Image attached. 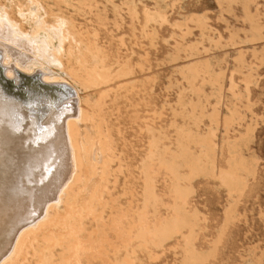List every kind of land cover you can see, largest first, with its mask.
<instances>
[{"label":"bare ground","instance_id":"1","mask_svg":"<svg viewBox=\"0 0 264 264\" xmlns=\"http://www.w3.org/2000/svg\"><path fill=\"white\" fill-rule=\"evenodd\" d=\"M20 1L22 0H0V264H135L134 256H136L137 249L149 250L150 247H160L165 241L183 235V231L186 228L192 227L193 218L189 217L186 211L189 205L191 191L187 186L183 185L181 181L189 180L194 175L204 171L203 169H206L208 165H210V168L215 166V153L218 150V142L216 143L215 139L207 140L206 137V139H203V134L201 136V134H194L195 131L193 133H191L190 130L184 131L182 129L183 127H180L182 126L181 124L179 126L181 131L178 129L180 131L178 133L180 134L178 142L179 152L172 155L171 159L168 160L164 156L167 155L166 151L170 150V148L164 150L165 147H163V151H160L159 146L163 140L160 142V137H157L156 132L159 130L155 131L153 124L156 121H151L149 125H146L145 129V132L148 135L147 153L142 160L138 174L134 175L129 171L124 153L122 151L120 152L116 145L113 126L108 118V109L110 108V104H115L117 100L116 94L118 91L122 90L123 87H120V85L116 88L115 85L121 83V81L132 78L138 73V71H143V64H133L132 57L128 54L129 52L123 53L122 50L118 51L116 54L110 52L109 43H107L102 37V31L100 28L105 25L104 20L107 19L106 16L108 14L106 7L108 4L112 5L113 12L122 20V23L124 22L123 10L125 8L130 18L132 36L136 39L138 26H142L141 36L146 38V40H149L150 44L156 46V48L158 46L154 45V25L166 23L170 20H167L168 16L166 17L165 15L167 11L163 13V11L153 8L151 9V7L149 8L144 4L145 7L143 6L144 9L141 12L140 0H121L120 4H115L112 0H23L26 2V5L21 7L16 6L15 2ZM219 1L222 3L224 2L226 6H228L227 3L231 5L237 0ZM240 1L247 6L254 0ZM217 2L218 1H216V3ZM162 4H164V2ZM218 4H220V2ZM218 8L220 9L221 7ZM229 10L227 8V11ZM232 11L234 13V10ZM195 15L196 14H193L191 16L193 17ZM80 17H84L85 23L78 20ZM93 17H96L95 19L98 17L99 23L96 24L97 27L94 26V22L92 21ZM142 18L143 21H141ZM207 18L204 16L205 20ZM187 19L185 17L186 21ZM254 19H256V17H254ZM190 21L197 25L202 31V34L203 31L205 32L203 28H205L206 23L201 16L200 18L197 17L196 19H190ZM178 23L179 22H176V25L173 24L175 25L174 27L177 26L176 29H182L181 32H183V35H179L180 38H185L186 35L191 34L190 28L187 27L188 24H184L185 26L182 25L184 26L182 27L181 25L178 26ZM181 23L183 24V22ZM117 24L118 22L116 23V28L118 27ZM171 26L173 25L171 24ZM105 28L106 27L104 26V29ZM251 31L247 30L248 33H251ZM254 32L256 33V31ZM157 34L159 33L157 32ZM245 34L246 33H244V37L246 39L248 35L246 36ZM205 36L207 37V35ZM230 36L234 37V40H236L235 36H232V34H230ZM249 36L251 37V35ZM223 38L222 40H224ZM202 39L205 40L204 38ZM229 39L232 40L233 38ZM238 39L240 38L238 37ZM164 40H166V38ZM181 40L184 41V39ZM203 40L202 42H204ZM217 40H219V38H217ZM185 41L184 43H186ZM219 42L222 43V41ZM228 42L229 40L227 43ZM244 42L247 43L248 41ZM156 43H158L157 40ZM177 43L178 42L176 41V44ZM221 43L219 44L220 47ZM181 44L182 43H180V45ZM199 44L200 46H204L205 43L202 45L200 42ZM241 44L243 45V43ZM120 46L126 47L124 40L121 41ZM183 46H180L178 51H184V53H186L185 57L188 59H193L194 57L197 58L198 55L205 51H203L204 48L202 49L199 45L195 44L192 46L188 45V47ZM226 46L230 47L229 44ZM181 52L178 53L180 54ZM147 56L145 58H147ZM179 56L180 55H178V58L180 60ZM175 57L173 56V59H171V57L167 59H169V61L170 59L176 61L174 59ZM262 58H264L263 55ZM241 60L242 58L240 56V61ZM174 61L172 63H174ZM211 62H209L210 65ZM215 63L217 62L215 61ZM205 64H207V62ZM236 64L238 63L236 62ZM203 66L204 65L202 64H191L186 68L180 69L183 78L189 85L192 93H202V89L205 87L203 84L201 85L204 87L200 85L202 89L200 86L199 88L195 87V83L198 80L202 81L204 78L203 76L208 74L209 69H203ZM213 67L216 68V66ZM241 67L243 66L241 65ZM256 67L258 66L256 65ZM252 69L255 71L254 68ZM214 70L215 69H213V72ZM235 72H237V70ZM248 73L251 72L249 71L247 74ZM182 75L180 77L181 79H183ZM209 75L212 74L209 72ZM155 76L156 75H154V77ZM232 76H234V71ZM253 79H255V77ZM150 80L151 79L148 81ZM206 82H208V85L210 84V80H206ZM135 83L137 82L134 81L133 84L136 85ZM247 84L249 83H246V85ZM243 85H245V83ZM246 85L244 87H246ZM122 86L126 85L122 84ZM250 86H252V83ZM171 87L175 88V85L170 86V88ZM183 89L185 93L186 88ZM80 92H83L82 96L80 95ZM213 92L211 94H213ZM233 93H235V91ZM143 95H145V93ZM240 95L243 98V95ZM179 96L182 95L179 93ZM211 99L212 96L209 101ZM193 102L195 101H192V103ZM246 103H248V101ZM197 104L199 105V102ZM186 106L188 105L186 104ZM210 106H212V104ZM215 106L217 105L215 104ZM215 106H213V108ZM228 106L230 108L232 105ZM237 106L240 107V105ZM169 107L171 108L172 106ZM243 107L245 106L243 105ZM247 107L249 106L247 105ZM191 109H193V107ZM184 110L185 109L183 108V111ZM246 110H248V108ZM160 111H163V109ZM187 111L185 110L186 113ZM190 111L191 112H188V116L190 115L189 113H193L192 110ZM197 112L198 111L196 110L195 113L198 114ZM241 112H243L242 109ZM219 114L217 112L218 116H220ZM238 114H240L239 111ZM155 115L156 114H154V116ZM161 115L162 112L160 118H162ZM210 115L209 117H211ZM240 115L242 116V114ZM181 117L182 116L179 118L181 119ZM195 117H198V115ZM199 117L195 119L199 121ZM229 117L231 116H228V118ZM240 118L242 119V117ZM186 119L188 118L186 117ZM212 119H214V117ZM143 122L145 121L143 120ZM146 122L148 121L146 120ZM201 122H198L200 124L199 126H201ZM233 122V119L228 122V128H230L231 125H234ZM179 123L180 122H178V124ZM212 124L214 123L212 122ZM202 125L204 126V124ZM258 125L259 124H257V126ZM199 126L198 128H200ZM248 126L247 129H257V127H255L256 125L254 128H251V126L253 127L252 123H250L249 127ZM175 127L177 130V125ZM170 128L168 129L170 130ZM165 129H162V132L166 131ZM209 129L210 128H208V130ZM225 129L223 128L224 131ZM227 130L226 132H228ZM199 131L200 129L197 132ZM202 132L204 133V131ZM226 132L222 134L226 135ZM212 134L213 138H215V133ZM249 134L250 132L247 136ZM206 135L208 136V134ZM163 136H165V134ZM242 136L240 135L241 138ZM165 137L168 138V136ZM254 137L255 136H253V138ZM167 138L166 140H169ZM222 138H224L223 135ZM191 143H193V145L194 143L198 144L201 147L199 150L200 152L202 151L201 156H199L200 152L199 154H196L198 155L197 157L195 155V157L191 156L190 152L193 151L189 148ZM250 143L252 142L250 141ZM242 144L246 145V142ZM232 147H234V145H232ZM245 147H247V145ZM244 152L242 151V155H244ZM239 153L240 152L236 150V154H234V160L238 156L236 158L237 163L233 160L236 165L234 167L230 166L231 168H229V170H226L225 168L226 171H222L218 176L221 180L220 182L228 186L229 189L231 188L232 193L237 195H240L245 189V185L248 184L246 183V178H243L240 175V171L245 170L248 173V176L254 174L252 170L245 166V161L247 160L244 161L242 158L243 156L241 157ZM178 161H181L184 165L186 164L190 167L191 172L188 176L183 175L184 177L182 176V178L179 176L178 168H182V166L180 165L181 167H179ZM248 162L249 161H247V163ZM160 167L164 168L176 181V184L173 185V216H171L172 218L169 220L153 225L149 220L148 213L150 207L154 208L158 201L156 188L158 169ZM214 170L216 171V168ZM121 177L124 178L123 188L125 194H131L132 196L135 192H138L139 188L143 192L144 200L141 209L137 208L135 211L132 208L121 210L117 207L118 200L112 197V192L119 185ZM204 178L205 177H203V179ZM48 179H50L51 183L46 187L38 188L36 190L33 188L32 184L43 182ZM210 179L212 180V178ZM231 221L229 223H231ZM203 232L204 231H202V233ZM193 233L194 232L189 233L184 238L186 243L185 264H200L204 259L193 249ZM133 243H137L135 248H132ZM210 244L212 245V243ZM151 256L149 255L148 258ZM156 257L159 256L157 255ZM156 257L153 259L154 262L155 259H157ZM253 260L255 259L253 258Z\"/></svg>","mask_w":264,"mask_h":264},{"label":"rangeland","instance_id":"2","mask_svg":"<svg viewBox=\"0 0 264 264\" xmlns=\"http://www.w3.org/2000/svg\"><path fill=\"white\" fill-rule=\"evenodd\" d=\"M112 1L115 4L121 3L120 2L121 0H112ZM199 1L198 0H185V1L184 0H140V2H141L140 3L141 4L140 5V11L141 12L143 11L144 7L147 6L149 8L151 7V9L153 8V9H157L159 11H163V13H165L167 11L165 15H166V17L168 16L167 20L170 19L166 23H161V24L159 23L157 25H154V29H155L154 30L155 31L154 45H157L158 46L157 48H156V46L151 45L149 40H146V38L141 36L142 26H138L137 38L135 39L132 36V27L130 25L131 24L130 18L128 16L127 10L125 8L123 10L124 22L122 23L121 22L122 20L118 16H116L115 13L113 12L112 5L106 4L108 15L106 16V18H107V19H105L106 21L104 20V22H105L104 26L107 29L106 28L104 29V26L100 27L101 31H102V33H101L102 37L104 38V40L107 43H109V48H110L111 53L116 54L120 50H122L123 53L129 52L128 54L131 55L133 64H137V63L143 64V71H138V73H136V75H134L132 78L125 80V81H121V83L115 85L116 88L121 85L120 87H123V89L117 92V94H116L117 100H116L115 104H110V108L108 109V111H109L108 118L110 119L112 126H113L114 139H115L116 145H117L118 149L120 150V152L122 151L124 153L126 164L129 168V171L132 174H134V175L138 174L139 167L141 166L142 160L146 156L147 147H148V142H147L148 135L145 132V129H146V125L147 124L149 125V123L151 121H153V122L156 121L153 124H154L155 131L159 130L158 132H156L157 137H160V140H159L160 142L163 140L159 146L160 151H163V147H165L164 150H167L166 148H170V150L166 151L167 155L164 156L168 160L171 159L172 155H175L176 153L179 152V143L178 142H179L180 134H178V133L181 131V129H179L180 127H183L182 129L184 131L190 130L191 133H193L194 131L197 132L200 129L199 132H197V133L194 132V134H197V135L201 134V136L203 134V136H204L203 139H206V138H207V140H211V139L214 140L215 139V142L216 143L218 142V150L215 153L216 154L215 155V161H216L215 166L210 168V165H208L206 167V169H203L204 171L199 172L198 174L191 177L189 180H186L187 182L181 181V183L183 185L187 186L191 191L190 196H189V205H188L186 211H187L188 216L193 218L192 219V221H193L192 227L186 228L183 231V235H179L177 237L172 238L171 240L165 241L164 243H162V245L160 247H150L149 250L148 249H137V252L135 254L136 256H134L135 257L134 263L135 264H185L186 243H185L184 238L189 233L194 232L193 233L194 234V241L192 243V246L194 247L193 249L196 251V253H198L200 256H202L204 258L200 264H203V263L204 264H249V263L250 264H262V263L264 264V256H263V253H264V119H263V117H264V58H262V55L264 57V52H263L264 51V41H263L264 40V0H254L252 3H250L247 6H245V4L240 0H237L236 1L237 3L233 2L231 5H229L227 3L228 6H226V4L224 2L222 3L219 0H199ZM216 1H218V2L216 3ZM239 1L241 2V4ZM163 2H164V4H162ZM219 2H220V4H218ZM144 4H145V6H144ZM158 4H159V6H158ZM217 4L220 6H218ZM235 4H237V5H235ZM15 5L18 7H21L23 5H26V2L22 0L20 2H15ZM256 5H257V7H256ZM166 7L168 8V10ZM218 7H221V8L219 9ZM222 7H223V9H222ZM232 7H233V9H232ZM163 8H165V9H163ZM227 8H228V10L230 9L229 11L234 10V13H233V11L232 12L227 11ZM102 9H103V7H102ZM221 11H225V12H221ZM193 14H196L198 16L195 15L192 17L191 15H193ZM199 15L201 16V18H203V20L206 23L205 28H203V30H205V32L203 31L204 35L202 34V31L197 27V25L194 22L190 21V19H196L197 17L200 18ZM244 15L246 16V18ZM252 15H254V16H252ZM259 15H260V17H259ZM204 16H205V18H207V17L208 18L205 20ZM185 17H186V19L188 17L189 20L187 19V21H186ZM254 17H256L257 20L254 19ZM95 18L96 17H93L92 21L94 22V26L97 27L96 24L99 23L98 17H97V19H95ZM78 20L80 22L85 23L84 17H80V18H78ZM115 21L118 22V24H117L118 27L120 25L119 29H118V27L116 28L117 22H115ZM141 21H143V18ZM257 21H258V23H257ZM176 22H179V23L183 22V24L178 23L177 24L178 26L188 24L187 27H189L191 30L190 31L191 34H189V35H191V36L186 35L187 37L185 36V38H180L179 35L182 36L183 32H181L182 29L180 30L179 28H177L178 29L177 30L176 29L177 26L174 27L176 25L175 24ZM167 23H168V25H167ZM170 23L173 26H171ZM250 25L252 28L250 27ZM159 26H161V27H159ZM184 26H182V27H184ZM210 26L212 29L210 28ZM207 27H208V29H207ZM191 28H193V29L195 28L194 31ZM261 28L263 31L261 30ZM117 30H118V32H117ZM247 30H249V31L252 30L251 31L252 34L250 32L248 33ZM156 31L159 34H157ZM254 31H256V33ZM257 32H259V33H257ZM260 32H262V33H260ZM199 33H201L202 36ZM238 33H239V36H238ZM244 33H246L245 35L246 36L248 35L249 38L246 37V39H245ZM230 34H232V36H235L236 40H234L235 38L231 37ZM192 35H194V36H192ZM205 35H207V37ZM249 35H251V37ZM218 36H220V37H218ZM237 36L240 39H238ZM123 37H125V38H123ZM256 37H259V38H256ZM120 38H123V39H120ZM141 38H143V39H141ZM163 38L164 39L166 38V40H164ZM202 38H204L205 40H203ZM217 38H219V40H217ZM222 38L224 40H222ZM229 38H233V39L231 40ZM253 38H255V39H253ZM115 39H117V40H115ZM181 39H184V41L186 40L185 41L186 43H184V41ZM213 39H215L216 41ZM243 39H244V41H248V42L245 43L243 41ZM122 40H124L126 47L120 46ZM156 40L158 43H156ZM162 40H163V42H162ZM202 40L204 42H202ZM210 40L213 42H211ZM228 40H229V42L230 41H232V42L227 43ZM165 41H167V42H165ZM176 41L178 42L177 44H176ZM207 41H208V43H207ZM219 41H222V43ZM238 41L243 43V45ZM179 42L182 44L180 45ZM200 42L202 45L205 43L204 46H200V44H199ZM220 43H221V47L219 45ZM144 44H145V46H144ZM193 44L199 45L202 49L204 48L203 51L205 50L202 54L198 55L197 58L194 57L193 59H191V58L188 59L187 57H185L186 53H184V51H182V52L178 51V48L180 46L184 45V46L188 47V45L192 46ZM210 44H212V45H210ZM228 44L230 47L226 46ZM216 45H218V46H216ZM133 46H135V47H133ZM187 47H185V48H187ZM205 47H206V49H205ZM209 47H210V50H209ZM206 50H208V51H206ZM177 51L181 52L183 54H181V53L179 54ZM145 52H146V54H145ZM174 52H176V53H174ZM147 54H148V56H147ZM169 54H170L171 59H173L172 58L173 56L174 57L176 56L177 58L176 57L174 58L176 61L171 60V59L169 61V59H167V58H170ZM178 55H180L179 56L180 60L178 58ZM146 56H147V58H145ZM240 56H241L243 61L242 60L240 61ZM181 57L184 60L185 59L186 60L184 61ZM144 58L146 59V61ZM209 59H210V61H209ZM261 60H262V63H261ZM173 61H174V63H172ZM181 61H183V62H181ZM215 61L217 63H215ZM221 61H223V62H221ZM239 61H240V63H239ZM206 62H207V64H205ZM209 62H211V65L214 63L212 65V67H211ZM236 62L238 64H236ZM191 64L192 65L193 64H202V65H204L203 69H207V70L209 69L208 74L203 76L204 77L203 80L202 81L198 80L195 83L196 88H199V86L201 84H203L205 86L204 87L203 85H201L202 87H204L203 89L200 86V88L202 89V93H198V94L192 93L190 91L189 85L187 84V82L183 78V75L180 71V69L186 68L187 66H189ZM240 64L243 67H241ZM256 65L258 67H256ZM213 66H216V68ZM238 66H240V67H238ZM149 67H150V69H149ZM252 68H254L255 71H253ZM213 69H215L214 72H213ZM241 69L244 71H242ZM248 69L251 73L247 74V72H249ZM232 70L234 71V76H232L233 75ZM236 70H237V72H235ZM209 72L213 76L209 75ZM225 72H226V74H225ZM230 72H232V73H230ZM237 73H239V74H237ZM245 74H246V77H245ZM154 75H156V76L154 77ZM181 75H182L183 79L180 78ZM233 77H234V79H233ZM252 77L253 78L255 77V79H253ZM147 79L148 80L151 79V80L148 81ZM205 79L207 81L210 80L209 85ZM152 80H154V81H152ZM182 80H183V82H182ZM134 81L137 82V83H135L136 85L133 84ZM257 81H258V83H257ZM179 82H181V83H179ZM203 82H205L206 85ZM140 83H141V85H140ZM177 83H179V84H177ZM244 83H245V85H246V83H249V84H247L246 87H244L245 86V85H243ZM251 83H252V86H250ZM122 84H124L126 86H122ZM142 85H143V87H142ZM172 85L173 86L175 85V88L171 87L173 89V91L170 88V86H172ZM181 86L183 88H186L185 93L183 91L184 89ZM125 87H126V89H125ZM176 87H179V88H176ZM233 87L236 89H234ZM238 87H240V88H238ZM232 88L234 89L236 94L233 93L234 91ZM178 89H179V91H178ZM204 89H205V91H204ZM248 90H249V92H248ZM188 91H190V92H188ZM211 91L212 92L214 91L213 94H211L212 93ZM144 93H145V95H143ZM179 93L182 96H179ZM240 94L243 95V98ZM80 95L82 96L83 92H80ZM211 96H212V99L209 101ZM247 96H248V99H247ZM229 97H231V98H229ZM206 98H209V99H206ZM236 98H237V100H236ZM238 98H241L242 100L238 99ZM191 99H192V101H195V102H193L194 104L192 103ZM227 100L231 101V102H228ZM182 101H183V103H182ZM219 101L222 103H220ZM238 101H241L242 105H241V102H238ZM247 101H248V103H246ZM196 102L197 103L199 102V105ZM201 102H203V103H201ZM172 103H174V104H172ZM210 103L212 104V106H210L211 105ZM229 103H231V104H229ZM186 104L188 106H186ZM215 104L217 106H215ZM228 105H232L230 107L231 109L229 108ZM237 105H240V107ZM243 105L245 107H243ZM247 105L251 108L247 107ZM169 106H172V107L170 108ZM189 106H192L193 109H191L192 107H189ZM213 106H215V107L213 108ZM226 106H227V108H226ZM139 107H141V108H139ZM183 108L186 111L188 110L187 113L185 112V110L183 111ZM247 108H248V110H246ZM159 109L160 110L163 109V111H160ZM194 109H195V111H194ZM214 109H215L216 114L214 113ZM241 109L243 112H241ZM190 110H192L193 113H189L190 115L188 116V112H191ZM196 110L198 111L197 112L198 114L195 113ZM219 110L221 111V113ZM236 110H237V112H236ZM200 111H201V113H200ZM238 111L240 112V114H242V116L240 114H238ZM161 112H162V115L164 116L163 117L161 115L162 118H160ZM172 112H174V113H172ZM180 112H181V115H180ZM217 112H218V114L220 113L219 114L220 116L217 115ZM210 113H211V115H210ZM229 113H231V114H229ZM154 114H156L157 117H156V115L154 116ZM199 114H201V115H199ZM197 115H198V117L199 116L202 117V118L199 117L200 118L199 121L195 119V118H198V117H195ZM202 115H204V116H202ZM209 115L211 117H209ZM227 115L231 116V117L228 118ZM180 116H182L181 119L179 118ZM185 116L188 119H186ZM212 116L214 117V119H212L213 118ZM173 117H176V118H173ZM207 117H209V118H207ZM217 117H218V119H217ZM240 117H242V119L244 118L245 120L244 119L242 120ZM260 117H261V119H260ZM205 118H207V119H205ZM145 119L148 122H146ZM208 119H211V120H208ZM232 119L234 120V122L236 124L233 122L234 125H231V127L228 128L227 124L229 121H232ZM143 120L145 122H143ZM173 120H174V122H173ZM191 120H192V122H191ZM201 120H202V122H201ZM216 121H217V123H216ZM178 122H180V123L178 124ZM198 122L199 123L201 122L202 124H204V126L202 124H201V126H199L200 124ZM212 122L214 124H212ZM254 122H255V124H254ZM250 123L253 124V127L251 126V128H254V126L256 125L255 127H257V129H255V128L250 129L249 128L250 129V131H249V129H247V126H248V124L250 126ZM181 124H182V126H180ZM257 124H259L258 125L259 127L257 126ZM172 125H174V126L171 127ZM176 125H177V130L175 127ZM197 125L200 128H198ZM185 126H186V128H185ZM193 126H194V128H193ZM212 126H213V129H212ZM225 126H227V127H225ZM245 126H246V128H245ZM168 128H170V130ZM208 128H210V129L208 130ZM223 128L224 129L226 128L225 131L223 130ZM231 128H235L236 130L231 129ZM237 128H239V129H237ZM162 129H165L166 131L163 130L164 132H162ZM246 129H247V131H246ZM226 130L228 132L229 131L230 132L228 133V132H226ZM252 130L255 132H253ZM175 131H176V133H175ZM202 131H204V133ZM212 131H215V132H212ZM225 132H226L227 136L225 134H222ZM249 132L252 135L249 134L247 136V134ZM158 133H161L162 135L158 134ZM212 133H215V135H216L215 138H213ZM164 134H165V136H168V138L163 136ZM170 134H173V135H170ZM206 134H208V136ZM222 135L224 138H222ZM240 135L241 136L243 135L242 138L240 137ZM161 136H163V137H161ZM245 136H246V138H245ZM253 136H255V137L253 138ZM249 137H250V140H249ZM166 138L169 140H166ZM252 138H253V141H252ZM223 139H224V141H223ZM229 140H230V142H229ZM247 140L249 141V143ZM169 141H171V142H169ZM250 141L252 143H250ZM224 142H227V143H224ZM245 142H246L247 147H245L246 146L245 144H242ZM235 144L237 146H239V145H241V146L237 147ZM221 145H224L225 147L221 146ZM227 145H228V147L230 146L229 147L230 149L227 147ZM232 145H234V147H232ZM189 148H190V150H193L192 151L193 153L190 152L191 156L197 157L198 155H196V154H199V152H200L199 150L201 149V147L198 144L194 143V145H193V143H191ZM231 150H233V151H231ZM236 150H238V152H240L239 155L241 157L243 156L242 158L244 159V161L247 160V161H249L248 163L251 164L250 165L247 163V161H245V166L254 172L253 175L248 176L247 175L248 173L245 170L240 171V175L243 178H246V183H248L245 185V189L243 190V192L240 195L232 193L231 188L229 189L228 186H226L222 182H220L221 180L218 177L219 173H221L222 171L229 170V168H231L232 166L234 167L236 165L234 163V162H236V158L238 157L237 156L234 160V157H235L234 154H236ZM242 151L243 152L245 151L243 153L244 155H242ZM168 152H170L171 154ZM172 152H174V153H172ZM201 152H200L199 156L202 155ZM250 153H252V154H250ZM203 154H204V151H203ZM231 155H233V156H231ZM244 156H246V157H244ZM256 156H258L259 158ZM212 157H213V155H212ZM233 160H234V162H233ZM251 161H252V163H251ZM178 165H179V167L182 166V168H178V174H179V176H181V178L183 175L188 176L190 174L191 171H190V167L188 165H186V164L184 165V163H182L181 161H178ZM214 167L216 168V171L214 170L215 169ZM253 167H254V169H253ZM136 168H138V169H136ZM225 168H226V170H225ZM203 177L208 178V179H205V178L203 179ZM249 177H251V178H249ZM164 178H165V181H164ZM210 178H212V180ZM247 179H248V182H247ZM50 183H51V181H50V179H48V180H45L43 182H38L37 184H33V188L35 190L38 188H44ZM175 184H176L175 179L164 168L160 167L158 169L157 188H156V195H157L158 201H157L156 206L154 208L150 207L149 213H148L149 220L153 225L159 224L161 222H164V221L172 218L171 217V216H173L172 207L174 205V201H173L174 200V198H173L174 186L173 185H175ZM221 184L223 187L221 186ZM123 187H124V178L121 177L119 185L112 192V197L118 200L117 201V207L120 208L121 210H128V209L132 208L135 211L137 208L141 209L143 207V200H144V194L141 191V189L139 188L138 192H135L134 195H132L133 196L132 197L131 194L129 195V194L124 193ZM218 188H221V189H218ZM227 194H229V195H227ZM230 195H232V196H230ZM258 197H259V199H258ZM229 198L232 200H230ZM234 199H236V200H234ZM128 201L129 202L131 201V202L129 203ZM228 202L233 203V204H230ZM130 204H131V206H130ZM229 204L232 206H230ZM236 206H237V208H236ZM226 207H229V208H226ZM243 212L245 213V215ZM233 214H235V215H233ZM238 217L239 218L241 217V218L239 219ZM231 218H232V221H231ZM233 218L234 219L236 218V219L234 220ZM246 219H248V220H246ZM230 221H231V223H229ZM226 225H228V226H226ZM220 227H221V229H220ZM219 229L222 231H220ZM202 231H204V232L202 233ZM195 240H196V242H195ZM210 243H212V245ZM136 246H137V243L132 244V248H135ZM174 248H176V249H174ZM260 251H262V252H260ZM252 252H253V254H252ZM151 254H152V256H151ZM149 255L151 257L148 258ZM157 255L159 257H156ZM154 257L157 258V259H155V262L153 260ZM253 258L255 260H253ZM151 260H153V261H151Z\"/></svg>","mask_w":264,"mask_h":264},{"label":"water","instance_id":"3","mask_svg":"<svg viewBox=\"0 0 264 264\" xmlns=\"http://www.w3.org/2000/svg\"><path fill=\"white\" fill-rule=\"evenodd\" d=\"M37 184V183H36ZM32 186H33V184H32Z\"/></svg>","mask_w":264,"mask_h":264}]
</instances>
